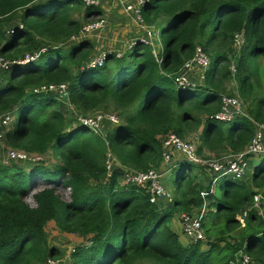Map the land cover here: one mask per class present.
Instances as JSON below:
<instances>
[{"label":"trees","instance_id":"16d2710c","mask_svg":"<svg viewBox=\"0 0 264 264\" xmlns=\"http://www.w3.org/2000/svg\"><path fill=\"white\" fill-rule=\"evenodd\" d=\"M141 9L145 22L159 31L158 56L137 42L122 57L107 54L114 60L110 69L105 64L90 68V40L79 39L68 48L60 44L78 34L83 21L102 13L99 7L82 0H0V54L11 63L0 70V116L16 114L2 140L58 159L47 180L71 191L65 202L53 187L42 189L30 207L23 200L31 181L24 163L0 161V264H45L62 254L49 244V221L85 242L74 247V264H231L240 251L249 264H264V210L250 209L243 227L236 219L255 192H264L263 159L249 179L221 176V196L211 191L206 167L185 159L172 170L173 198L166 205L150 203L146 188L118 185L122 166L160 168L162 136L170 131L182 138L185 131H197V153L206 158L246 149L255 122H264V66L258 64L264 60V0H144ZM238 32L244 36L240 49L233 41ZM198 45L210 60L204 83L179 85V69ZM34 52H40L38 59L24 61ZM231 74L246 116L223 124L213 115ZM62 82L68 84V104L55 92H31L43 83ZM103 105L121 111V120L105 127L104 136L76 118V112ZM109 150L122 166L108 178L104 160ZM205 199L207 246L202 241L184 245L171 221L200 209Z\"/></svg>","mask_w":264,"mask_h":264},{"label":"built area","instance_id":"2783aa9c","mask_svg":"<svg viewBox=\"0 0 264 264\" xmlns=\"http://www.w3.org/2000/svg\"><path fill=\"white\" fill-rule=\"evenodd\" d=\"M85 5H94L96 6L95 0H82ZM121 6L124 8V11L127 14V17L137 26L138 30L141 32V35L135 37L134 42L141 43L146 46L154 47L153 52L155 56H158L156 51V45L160 42L159 31L153 25H149L145 22L141 8L144 3V0H119ZM95 22L89 20L87 23L83 24L81 30L78 34L73 35L69 40L77 41L83 39L85 36L94 33L97 29H102L104 24V15L95 16ZM19 28H22V25H19ZM237 49L244 43L243 32H238L234 34L233 39ZM134 42H129L128 47L132 48ZM108 52L103 50H98L97 53L92 58L91 63L88 67L96 68L102 67L107 60ZM120 53H117V56H120ZM40 56V52H34L32 55H25L24 61L36 60ZM210 64L209 57L198 45L195 48L193 55L187 59L182 67L179 69V72L176 76V81L179 85H186L190 87L196 86L197 82L191 79V75H195L198 81H204L205 74ZM11 63L0 54V70L9 69ZM231 72H235V64L231 62L229 65ZM196 82V83H195ZM199 85V84H198ZM68 84L67 83H43L37 86H34L31 90L34 94L41 93H50L55 92L58 99L61 101L67 102L68 97ZM238 116H246L245 111L243 110V104L237 96L223 95L221 97L220 109L217 113L213 115L214 119L222 123H228L232 119ZM76 118L83 125L88 127L94 133L105 135V124H114L119 121L117 115L112 113H100L96 112L95 114L89 113H79L76 112ZM14 119L13 112H5L0 116V141L3 138V134L6 132L8 126ZM111 126V125H110ZM255 133L250 143L247 145L246 149L236 154H227L220 158H206L201 157L197 153V138L198 134H193L191 138L184 139L181 138L178 134L173 131L168 132L162 138V163L159 169L154 167L148 168L146 170H135L131 168L122 167V180L126 184L135 185L137 187H143L148 190L149 193V202L150 203H160L171 202L172 194L167 190L161 179L162 172L161 168L165 165L167 171H170L172 168L173 155L176 153L181 155L187 161L191 163L202 165L210 169L217 178L223 175L230 174L236 179H242L245 177L249 159L255 155L261 154L264 152V122H255ZM8 161H22L30 159V157L23 151L16 149H11L6 153ZM105 167L107 170V177L109 178L113 170L112 165L114 162H117V159L113 153L109 150L107 151L105 157ZM120 166V163H119ZM256 209L258 211L264 210V192L257 191L252 196V203L248 205L243 211L237 214L236 219L238 220L239 226L243 227L246 222L250 209ZM205 214V213H204ZM203 213H186L182 212L179 215L180 226L182 232L185 236L193 242L203 241L205 239L204 229L202 227V217ZM73 250V249H71ZM249 256L240 251L239 256L231 264H249ZM46 264H59V262L49 258Z\"/></svg>","mask_w":264,"mask_h":264},{"label":"rangeland","instance_id":"374dc122","mask_svg":"<svg viewBox=\"0 0 264 264\" xmlns=\"http://www.w3.org/2000/svg\"><path fill=\"white\" fill-rule=\"evenodd\" d=\"M95 1H96V6L99 7L102 10V13H100L99 15H96V16L97 17L100 16V15H104L105 16L104 17L105 21H104V24H103V28L95 30L94 33H91L90 35L85 36L84 39L85 40H90L93 43H96L97 47H101V50H104V51L108 52V54H112V56H114V58L122 57L127 52L128 48H129L128 47V43L129 42H134L135 41V37L141 35V32L138 30L137 26L127 17V14L124 11V8L121 6L119 0H95ZM82 10L83 9H80L79 10L80 12L76 11L74 14L75 15L78 14L77 17H79V16H81ZM111 13L117 14V17H114V19L111 18L110 17ZM95 18H96L95 16H91L88 19L89 20L92 19V21L95 22L96 20H98V19H95ZM87 22L83 21L84 24L87 23ZM73 42H77V41H68L65 44H60V47L68 48ZM134 43L136 44L137 42H134ZM160 46H161L160 42H158L157 45H156V48L158 47L157 49H160ZM150 48L153 50V48H155V46L154 47H150ZM96 50H97V48H96ZM117 53H120L121 55L117 56ZM92 54H93V56L95 55V49L94 48L92 50ZM8 60H10V58ZM234 60H235V58H234ZM236 60H235V64H236ZM113 62H114L113 59L105 60V68L107 67V69H110L111 66L113 65ZM259 62H260L261 67H263L264 66V60H260V58H259L258 64H259ZM230 63H231V61L227 64V66H229ZM105 73L103 72V74L105 76H107V78H110L112 76V74H113V72L109 73L107 71H105ZM237 82H238V80L235 79V76H233V75L230 77V79L228 81H225L224 82V91H222L221 97L223 95L237 96L241 100V102L243 104V110L245 111V106H244L242 98L237 94V90L236 89L232 90L233 88H231V84L237 83ZM203 83L204 82L202 81L199 84H203ZM259 93H261V92L259 91ZM132 106H134V105L131 104L127 108H131ZM75 109H77V108H75ZM75 109L73 108L74 111H75ZM96 112L112 113V114L117 115L118 118L121 120V116H120V113H119L121 111L120 110H116V109L112 108L111 106H110V108L109 107L105 108L104 105H103V106H100L99 108H96V109H93L91 111H88L87 113L95 114ZM195 114L199 115L198 112H196ZM14 117H16L15 112H14ZM223 124H228V123H223ZM11 125L12 124H10L8 126L6 132L3 134L4 136H6L7 132L9 131V129L11 127ZM109 125H112V124H105L104 127L107 128ZM108 128H110V127H108ZM193 134H198V132L197 131L194 132V133L190 132L188 134L185 131L183 133V135H181V136H183V137L185 136L184 139H189V138H191V136ZM162 138H163V136H162ZM196 146H197V143H196ZM11 149H16V150L23 151L30 157V159L25 160L23 162L24 163L23 173H25L26 176H31V181L29 182V189L26 192V194L23 196V200L30 207H35L36 206L34 195L37 192L41 191L42 189L49 188V187H53L55 189V193L58 194L63 201H65V202H69L70 201V199H71L70 198L71 197V191H70V188L68 186L66 187L62 183L50 182V181L47 180V177L50 174L53 173V167L56 164L60 163V161L58 159H55L54 157H52L50 155H44V154L43 155H39V154H37L35 152H31V151H27V150H23V149H17L15 147L7 145L4 142V139H3L2 140V146H0V161L1 162L5 163V161L7 160L6 153H7V151H9ZM175 154L173 155L174 158H176L178 160L184 159L181 155H175ZM200 156L201 157H205L204 154L200 155ZM255 156H257V155H255ZM8 162L9 163L10 162H14V163L20 164V161H8ZM188 162H190V161H188ZM256 163H257V161H254V160L249 162V165H248V168H247V171H246V174H245V178L246 179H249L250 173L252 171V168H253V166ZM119 167H120L119 163H117V162H114L113 165H112V169H117ZM123 167H126V166H123ZM123 167H121V169H124ZM167 167L168 166L164 165L161 168V170H160V172H162L161 181H162L164 187L167 190H169V192H171V194H172L170 179H172L171 173H172L173 168H171L170 171H167ZM126 168H128V167H126ZM204 170H205L206 176L211 178V181H212L211 191H215V193L218 196L219 195L221 196V189H220L219 186H217V182L220 180V178H217V175H216L212 179V171L210 169H208V168H205ZM66 177H68V176H66ZM58 180H59V178L56 179V181H58ZM118 185L120 187H127L130 184H126L125 182H123L122 175H121L118 178ZM160 202L163 205H166V203H167V202H163V201H160ZM208 202L209 201L207 199H205V202L203 203V206L200 209H196L193 213H198V214L206 213L207 207H208V205H207ZM179 215L180 214L177 215L178 217H174L175 218L174 219L175 224H177V222L180 224V220H178ZM173 227H174V225H173ZM177 230L179 232V235H181L183 237V239L187 240L184 243H188L189 244V243L193 242V241H191L190 239H188L185 236V234L182 232L181 226L179 228L177 227ZM238 231H234V232H236L235 236H237V232ZM46 233H47V238H48L49 244L59 247V249L62 251V254H60L59 256H56V257H52V259L57 261V262H59V264H74L72 256H71V253L74 250H71V249H74V247L79 245V244L85 243L83 241V239L80 236L76 235V234L61 233L58 230V228L56 227V224L54 223V221H49L47 223ZM213 239L214 238H212L211 240H213ZM207 242H208V239L205 236V239L201 242L203 248H205L207 246ZM222 244H223V242H220V245H222ZM46 263H47V261H46ZM136 264H159V263H152V262H148V261H139ZM251 264H254V263H251Z\"/></svg>","mask_w":264,"mask_h":264},{"label":"crops","instance_id":"0c3cea01","mask_svg":"<svg viewBox=\"0 0 264 264\" xmlns=\"http://www.w3.org/2000/svg\"><path fill=\"white\" fill-rule=\"evenodd\" d=\"M120 12V11H119ZM121 13V12H120ZM110 17L111 18H113L114 19V17H117V14H115V13H111L110 14ZM84 39V38H83ZM92 42V41H91ZM92 44H93V47H94V49H95V53H97L98 51L97 50H101V47H97V44L96 43H93L92 42ZM96 48H97V50H96ZM130 49H132V48H128V50H130ZM127 50V51H128ZM104 51V50H103ZM157 51V50H156ZM191 79L192 80H195L196 82V84H199V83H201V81H198L197 79H196V77H195V75H191ZM228 83V82H227ZM230 84V83H229ZM231 88H233L232 90H237V83H233V84H231ZM178 158V157H177ZM264 160V152L263 153H261V154H259V155H257V156H254V157H252V158H250L249 159V162L250 161H252V160H254V161H257V163L253 166V167H255V166H257L261 161H263ZM177 160L178 159H176V158H174L173 157V160H172V163H171V165H172V168H174L175 167V165H176V162H177ZM221 177V176H220ZM219 177V178H220ZM170 184H171V191H172V189H173V179H170ZM178 214H176L174 217H178L177 216ZM173 217V219H172V221H171V225H172V228H173V230L179 235V232H178V230H177V227L179 228L180 227V224L177 222V224H175V222H174V218ZM178 220H179V218H178ZM173 225H174V227H173ZM179 239H180V241H181V243L182 244H184V245H187L188 243H184V242H186L187 240L186 239H183V237L181 236V235H179ZM183 239V240H182Z\"/></svg>","mask_w":264,"mask_h":264}]
</instances>
